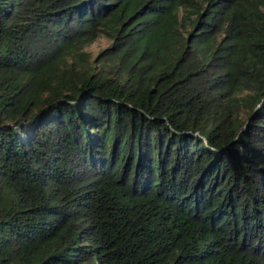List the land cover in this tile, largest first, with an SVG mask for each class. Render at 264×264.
I'll list each match as a JSON object with an SVG mask.
<instances>
[{
  "label": "trees",
  "instance_id": "obj_1",
  "mask_svg": "<svg viewBox=\"0 0 264 264\" xmlns=\"http://www.w3.org/2000/svg\"><path fill=\"white\" fill-rule=\"evenodd\" d=\"M0 264H264V0H0Z\"/></svg>",
  "mask_w": 264,
  "mask_h": 264
},
{
  "label": "rangeland",
  "instance_id": "obj_2",
  "mask_svg": "<svg viewBox=\"0 0 264 264\" xmlns=\"http://www.w3.org/2000/svg\"><path fill=\"white\" fill-rule=\"evenodd\" d=\"M109 44V41L102 37H96L93 41L88 42L85 47L90 49L93 52V55L97 54L100 49L106 47Z\"/></svg>",
  "mask_w": 264,
  "mask_h": 264
}]
</instances>
